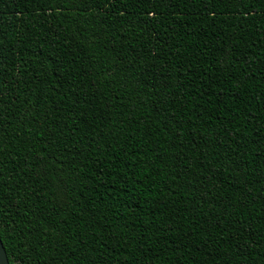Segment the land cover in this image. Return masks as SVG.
I'll list each match as a JSON object with an SVG mask.
<instances>
[{"label":"trees","instance_id":"1","mask_svg":"<svg viewBox=\"0 0 264 264\" xmlns=\"http://www.w3.org/2000/svg\"><path fill=\"white\" fill-rule=\"evenodd\" d=\"M10 264H264V0H0Z\"/></svg>","mask_w":264,"mask_h":264},{"label":"water","instance_id":"2","mask_svg":"<svg viewBox=\"0 0 264 264\" xmlns=\"http://www.w3.org/2000/svg\"><path fill=\"white\" fill-rule=\"evenodd\" d=\"M0 264H10L9 256L1 236H0Z\"/></svg>","mask_w":264,"mask_h":264}]
</instances>
